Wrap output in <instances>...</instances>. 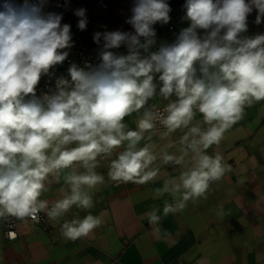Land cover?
Masks as SVG:
<instances>
[{
    "label": "clouds",
    "instance_id": "9594fccd",
    "mask_svg": "<svg viewBox=\"0 0 264 264\" xmlns=\"http://www.w3.org/2000/svg\"><path fill=\"white\" fill-rule=\"evenodd\" d=\"M50 6L0 2V219L35 221L43 213L55 225L74 206L91 209L106 182L102 164L108 180L139 185L160 177L162 166L171 169L154 191L173 198L164 216L207 199L211 184L232 171L208 150L264 101V32L249 34L254 12V23L264 24V0H186L188 26L171 42L158 40L156 29L171 21L169 0H132L124 21L130 30L95 32V62H73L67 76L53 70L75 46L72 26ZM55 7L72 10L71 0ZM72 11L85 31L87 9ZM45 77L54 87L38 95ZM62 174L58 197L43 199ZM159 211L146 214L150 226ZM104 216L65 220L61 235L87 237Z\"/></svg>",
    "mask_w": 264,
    "mask_h": 264
},
{
    "label": "crops",
    "instance_id": "0c3cea01",
    "mask_svg": "<svg viewBox=\"0 0 264 264\" xmlns=\"http://www.w3.org/2000/svg\"><path fill=\"white\" fill-rule=\"evenodd\" d=\"M160 36L173 40L166 26ZM58 68L64 70V63ZM132 120L127 118L134 128ZM216 151L232 171L211 184L207 199L189 201L185 209L167 216L163 206L172 196L154 198V191L163 186L171 169L162 166L160 177L139 185L108 180L106 164H102L97 171L106 182L93 194L94 207L74 206L60 221L105 213L99 228L73 241L62 237L60 224H50L49 231H44L19 222L18 239L9 242L0 219V264H198L201 260L204 264H264V101L247 108L244 118L208 154ZM171 174L178 175L179 170ZM63 186L62 174L42 198L56 199ZM218 206L223 207V215L217 214ZM154 207L160 210L161 220L150 226L146 214Z\"/></svg>",
    "mask_w": 264,
    "mask_h": 264
},
{
    "label": "trees",
    "instance_id": "16d2710c",
    "mask_svg": "<svg viewBox=\"0 0 264 264\" xmlns=\"http://www.w3.org/2000/svg\"><path fill=\"white\" fill-rule=\"evenodd\" d=\"M63 3L64 0H51V6L48 11H56L64 14V23H72L73 20L78 22V18L72 17L63 8H56V3ZM76 8L84 7L87 9V16L89 23L84 31L83 40L90 42L95 32L104 30H115L120 27H124L127 30L129 26L124 23L125 18L130 14L129 9L132 4V0H71ZM170 6L173 11L170 15H174L177 18H181L187 11L185 8L186 0H169ZM256 13L252 14L253 21L255 20ZM166 26V25H165ZM256 32H260L264 28V24L257 26L253 25Z\"/></svg>",
    "mask_w": 264,
    "mask_h": 264
},
{
    "label": "built area",
    "instance_id": "2783aa9c",
    "mask_svg": "<svg viewBox=\"0 0 264 264\" xmlns=\"http://www.w3.org/2000/svg\"><path fill=\"white\" fill-rule=\"evenodd\" d=\"M171 16V21L168 25H166V29L168 34L174 39L176 34H178L177 25L178 18L174 15ZM158 40H163L160 36V32L163 29L160 25H156ZM252 34V33H249ZM99 46L94 43L93 38L90 42H86L82 40L81 42L75 44V46L70 50V55L68 59L64 62L65 69L60 70L57 66L54 69L55 76L65 75L67 76V69L71 63L75 62L80 66H83L85 61L95 62L96 55L98 54ZM54 87V78L52 81H49L47 77H45L38 88V95L43 92H47L50 88ZM5 237L9 242H14L18 239L17 233V225L19 222H25L33 227H41L44 231H49L50 223L48 222L46 216L41 213L38 220H32L31 218H25L24 220L17 219L15 217H9L8 219H1Z\"/></svg>",
    "mask_w": 264,
    "mask_h": 264
},
{
    "label": "rangeland",
    "instance_id": "374dc122",
    "mask_svg": "<svg viewBox=\"0 0 264 264\" xmlns=\"http://www.w3.org/2000/svg\"><path fill=\"white\" fill-rule=\"evenodd\" d=\"M0 2H2V0H0ZM71 9L74 10L76 9L75 5L71 2ZM72 10H68L67 12L74 18H76V16L73 14V11ZM186 16V12L184 13V15L181 17V18H178V25H177V30L179 32V30L181 28H184V27H187L188 26V23L183 19L184 17ZM250 21V24L251 22L253 21L252 17L249 18ZM77 21L76 20H73L72 23H71V26H72V34H73V41H74V44L79 42L82 38H83V35H84V31L81 32L78 28H77ZM254 23V21H253ZM250 31H252V33H255L256 30H254V28L250 25Z\"/></svg>",
    "mask_w": 264,
    "mask_h": 264
}]
</instances>
